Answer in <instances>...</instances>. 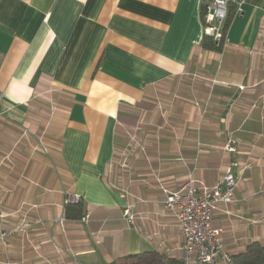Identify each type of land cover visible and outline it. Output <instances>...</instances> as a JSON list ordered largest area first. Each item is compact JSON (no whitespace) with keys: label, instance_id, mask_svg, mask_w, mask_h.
<instances>
[{"label":"crops","instance_id":"0c3cea01","mask_svg":"<svg viewBox=\"0 0 264 264\" xmlns=\"http://www.w3.org/2000/svg\"><path fill=\"white\" fill-rule=\"evenodd\" d=\"M228 2L215 50L202 0H0V264L179 260L164 191L232 163L212 227L231 258L264 244V0Z\"/></svg>","mask_w":264,"mask_h":264},{"label":"built area","instance_id":"2783aa9c","mask_svg":"<svg viewBox=\"0 0 264 264\" xmlns=\"http://www.w3.org/2000/svg\"><path fill=\"white\" fill-rule=\"evenodd\" d=\"M228 0H202L204 36L209 37L216 46H226V20L228 17ZM238 15L241 9L237 10ZM233 142L224 150L234 153ZM232 163L222 178L210 188L189 180L176 192L164 191L163 205L176 220L182 235L180 261L182 264H231V256L224 251L221 238L222 231L212 227L214 213L219 206H229L234 202L237 180ZM82 197L68 193L65 206L81 203ZM124 216L129 222L135 219L129 210ZM3 215L0 213V219ZM62 222V219L59 220ZM10 234H0V242L6 243Z\"/></svg>","mask_w":264,"mask_h":264},{"label":"trees","instance_id":"16d2710c","mask_svg":"<svg viewBox=\"0 0 264 264\" xmlns=\"http://www.w3.org/2000/svg\"><path fill=\"white\" fill-rule=\"evenodd\" d=\"M228 17L226 20V28L228 24ZM203 47L207 49L219 50L220 47L216 46L209 37L205 36ZM75 212V218L81 217L80 203L70 205L69 210ZM67 216L69 211L66 212ZM108 264H182L180 259L177 260L170 256L157 251H147L135 255H126L115 259ZM231 264H264V244L255 242L250 244L243 253H240L232 258Z\"/></svg>","mask_w":264,"mask_h":264}]
</instances>
